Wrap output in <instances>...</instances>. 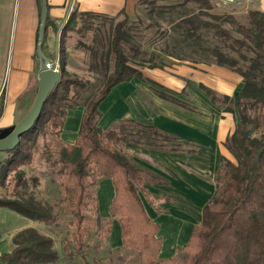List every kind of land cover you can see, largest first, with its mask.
Segmentation results:
<instances>
[{"label":"trees","instance_id":"obj_1","mask_svg":"<svg viewBox=\"0 0 264 264\" xmlns=\"http://www.w3.org/2000/svg\"><path fill=\"white\" fill-rule=\"evenodd\" d=\"M214 1L142 0L133 18L124 11L108 17L74 9L69 15L61 43L68 32L78 35L89 80L68 73L61 61L60 81L39 119L0 166V208L47 226L58 223L55 206L41 198L39 177L28 176L25 168L37 154L53 174L66 178L71 214L67 264H91L75 257L96 231L107 238L113 220L121 225L122 248L137 252L139 264H264V14L258 9L242 15L234 8L219 10ZM52 23L47 17L45 32L51 26L57 31ZM182 63L225 68L241 77L242 87L236 100L203 88L214 105L237 116L236 128L223 144L233 162L221 161L214 193L179 255L161 259L159 226L147 215L142 198L150 202L148 188L167 181L141 168L122 149L132 145L175 153L179 146L154 126L130 120L104 130L100 106L116 86L141 79L140 70ZM79 107L83 114L77 137L65 143L61 132L68 111ZM107 179L114 197L110 219L103 221L97 185ZM11 243V253L2 254L0 264H61L54 240L33 228L17 232Z\"/></svg>","mask_w":264,"mask_h":264},{"label":"crops","instance_id":"obj_2","mask_svg":"<svg viewBox=\"0 0 264 264\" xmlns=\"http://www.w3.org/2000/svg\"><path fill=\"white\" fill-rule=\"evenodd\" d=\"M140 1L142 0H46L47 16L53 22L52 25L57 27L56 36L58 37V31L74 9L80 13L108 17H116L124 11L131 18L134 16L135 7ZM151 1L173 3L181 0ZM242 1L232 2L231 5H238ZM245 1L251 2L253 9H258L264 14V0ZM39 23L37 0H0V131L16 125L33 104L41 66L36 54ZM54 31L51 26L44 35L43 54L48 60L50 57L46 51ZM140 74L141 79L134 78L128 83L116 86L109 92L100 106L102 113L100 121L104 117L103 107L109 105V107L111 106L109 111H124L123 118H119V116L112 119L114 114L110 116L112 119L110 126L118 121L130 120L154 126L161 133L174 138V143L179 148L185 149L184 153L158 152L141 147L139 151L142 153L139 154L142 158H146L145 160L151 165L153 160L157 161L163 173H160L161 171L158 169L145 170L155 172L167 181L165 187H159V191H171L175 197L179 194L177 191L182 192L185 195L179 194L182 196L181 198L198 199L203 208L214 193V177L221 161L225 159L233 162L232 156L223 144L237 125V116L224 112L222 108L214 105L203 88H207L219 96L236 100L242 87V79L239 75L215 65H189L186 63L173 65L163 70L142 69ZM124 91L126 96L130 95V99L125 102L122 98L124 102L120 103L121 97H117V94L121 95ZM162 95L180 101L187 107L166 100ZM119 103L125 105L124 109L119 107ZM82 114L83 108L81 107L68 111L69 120L73 116L75 134L74 136L69 134L66 139L62 129L61 139L65 143L72 144L75 141ZM148 153L151 157L148 156ZM141 163L144 164L145 161L143 160ZM109 182L112 184L111 180ZM148 189L149 193L153 194L152 188ZM165 198L163 197V200L168 201V211L157 206L159 201L151 203L152 200L151 202L146 199L147 202L143 200L146 213L152 221L158 224L159 232L161 219L184 220L183 216L189 215L188 217L195 223L192 229L200 221L194 222L190 214H181L180 211L176 210L171 214L172 201ZM98 212L102 220L110 219L109 206L108 215L106 211H102L103 213L100 214L99 205ZM111 222L112 227L118 221L113 220ZM35 223L38 222L31 221L28 224L37 230L36 226L34 227ZM113 241L116 244L115 248L119 249L121 245L117 238H113ZM2 242L4 243L0 242V250H2V244H5L6 252L0 251V256L11 253L13 249L11 241L9 246L5 241L2 240ZM179 248L181 247L175 245L173 249L168 251L162 241L160 254L164 256L166 254V257H170Z\"/></svg>","mask_w":264,"mask_h":264},{"label":"rangeland","instance_id":"obj_3","mask_svg":"<svg viewBox=\"0 0 264 264\" xmlns=\"http://www.w3.org/2000/svg\"><path fill=\"white\" fill-rule=\"evenodd\" d=\"M242 0H215L217 7L219 10L226 9L225 11L231 10L232 8L235 9V12L241 13V15L246 12V10L253 9L251 2H246L243 0L238 5H232L230 6L232 2H239ZM135 16V14H134ZM133 16V17H134ZM131 17V18H133ZM57 32L54 31L53 38L49 44V47H47V53L50 57V61L54 62L56 59V55H58V65L57 70L60 73V62L63 61L65 65V70L70 73L71 75H75L80 79L89 80V74L87 73V68L84 64L85 62V54L81 51V49L77 48V44L80 42V39L78 35L75 34V32H68L66 35V38L64 42L61 43V37L56 36ZM87 35V37H89ZM58 42V46H57ZM180 65V64H179ZM172 67V66H170ZM170 67H167L165 69H168ZM121 92V90H120ZM118 95V96H117ZM117 97H121L120 103L128 102L130 99V95L122 93L119 95L117 94ZM123 96V97H122ZM123 98V100H122ZM119 103V104H120ZM120 108L124 109L125 105L120 104ZM111 106L105 105L103 107L104 111V117L102 121H100V126L105 130L110 127V122L113 118L124 117V111H109ZM101 109V108H100ZM114 114L112 119L110 116ZM237 122V117H236ZM77 124V122H76ZM73 129V130H72ZM64 138L67 139V136L69 134H75V123H73V116L69 120V115L67 117V120L64 124ZM62 137V135H61ZM77 137V136H76ZM76 139V138H75ZM141 146H132V145H126L122 151L131 159L134 160L141 168L148 169V170H159L160 173H163V170L159 167V164L157 161L153 160V164H149V162L142 158L140 155ZM42 144L39 143V152H42ZM150 151V150H149ZM151 152V151H150ZM179 152L184 153L185 149L181 147L177 148V151L175 154H178ZM140 153V154H139ZM149 154V153H148ZM13 155V152H5L3 154H0V166L1 163L10 158ZM148 156L151 157L149 154ZM147 156V159L149 158ZM151 159V158H150ZM145 161L144 164L141 163V161ZM142 164V165H141ZM150 165V166H149ZM148 167V168H147ZM1 170V167H0ZM28 176L32 177H39L40 179V186L38 188L37 192H40L41 198L44 201H47L55 206V213L58 215L59 220L56 225L53 226H47L42 223H35L34 227L36 226L37 231L42 233L43 235L49 236L54 240V246L56 250L59 253L61 264H67V253L64 249L66 246L65 240L70 238L68 236V233L71 231L69 220L71 219V214L69 213L67 209V185H66V178L58 176L56 174H53V169L44 162L39 155H35L33 159V163L25 168ZM153 173V172H152ZM155 173V172H154ZM155 175H157L155 173ZM175 175V174H174ZM168 178V177H167ZM175 178V176H174ZM110 180H103L101 181L97 188V197H98V205L100 209V214L102 211H106L108 215V206L110 201L114 197V189L112 184L109 182ZM65 184V185H62ZM165 187L164 185L154 184L153 186L149 187L152 188L153 194L152 196V203H158L157 206L161 207L162 210L167 209L168 211V202L163 200V197H166L170 201H172V204L170 207H172L171 214L174 213V211H180L181 214H190V216L193 218L194 222H198V220L201 219V202L198 199H183L181 198V195H185L182 192H178L177 196H173L171 191L165 190L159 191V187ZM156 196H155V195ZM146 201L145 199H143ZM174 200V202H173ZM149 201V200H147ZM146 201V202H147ZM151 202V201H150ZM167 206V207H166ZM106 207V208H105ZM103 213V212H102ZM186 214V215H187ZM178 215V214H177ZM189 216V215H188ZM188 216H183L184 220L172 218V219H166V220H160V232L159 235L164 243V246H166V250L169 251V249H173L175 245L177 247H182L187 242L190 231L192 229L193 223L192 220ZM105 221V220H103ZM29 222L23 217L11 212L8 209L0 208V242L5 241L9 246L11 237H13L18 231H21L23 229L32 228L33 226H29ZM198 224V223H197ZM196 224V225H197ZM191 227V228H190ZM111 233V234H110ZM108 237L106 238V235L100 233V230L96 231L95 234L90 237L86 242V248L83 250L82 254H79L75 257V260L79 261L82 260V258H86L91 264H139L137 252L132 250H127L122 248L121 246V225L119 222H116V224H113L111 227ZM111 236V237H110ZM113 238H117L119 241V244L121 245L119 249L115 248ZM12 244V243H11ZM70 249L76 250L74 246H68ZM1 252H6L5 244H2V250ZM178 251V250H177ZM170 257H166L160 254L161 259H171L175 256H178V252ZM76 252V251H75ZM82 255V257H81ZM171 255V254H170Z\"/></svg>","mask_w":264,"mask_h":264},{"label":"water","instance_id":"obj_4","mask_svg":"<svg viewBox=\"0 0 264 264\" xmlns=\"http://www.w3.org/2000/svg\"><path fill=\"white\" fill-rule=\"evenodd\" d=\"M40 3L41 14L38 29L36 54L41 62V66L38 78L37 92L33 104L27 114L13 127L0 131V153L12 152L17 148L20 143V138L28 131H30L39 119L42 108L46 103L49 94L55 89L61 78V75L57 70L58 55H56L55 61L51 62L43 54L45 25L48 16L46 0H40ZM67 20L68 17L58 31V37L62 29L65 27Z\"/></svg>","mask_w":264,"mask_h":264}]
</instances>
